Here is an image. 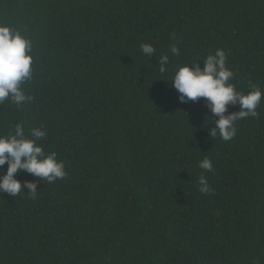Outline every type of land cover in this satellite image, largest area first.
<instances>
[{
  "label": "trees",
  "instance_id": "16d2710c",
  "mask_svg": "<svg viewBox=\"0 0 264 264\" xmlns=\"http://www.w3.org/2000/svg\"><path fill=\"white\" fill-rule=\"evenodd\" d=\"M0 23L33 43L32 100L0 104V134L43 127L67 173L0 193V264H264V98L225 142L171 84L222 49L236 90L264 91V0H0Z\"/></svg>",
  "mask_w": 264,
  "mask_h": 264
},
{
  "label": "clouds",
  "instance_id": "9594fccd",
  "mask_svg": "<svg viewBox=\"0 0 264 264\" xmlns=\"http://www.w3.org/2000/svg\"><path fill=\"white\" fill-rule=\"evenodd\" d=\"M33 43L21 34L19 30L12 29L0 23V104L6 100L17 108L32 97L26 95L22 85L32 78L33 74ZM142 53L151 58L155 48L150 44H141ZM173 55H179V48L173 44L170 48ZM226 53L217 49L203 60V68L196 62L191 65L179 67L172 77V87L178 93L181 103L206 100V106L211 113L215 127L209 131V136L217 135L227 142L236 135V122L249 116L259 115L257 108L264 98V91L253 85L251 90L244 94L237 91L235 85L229 81L234 77L233 71L226 66ZM159 71L166 72L169 63L168 55L159 58ZM230 105H238V111L228 112ZM227 113V114H226ZM218 117V119H216ZM31 138L26 137L23 122H17L13 132L7 135L0 134V193L16 197L24 193L22 183L16 176L23 171L41 181L54 183L66 176L65 165L57 159V153H45L37 141L43 139L47 133L43 127L31 129ZM7 164L6 171L4 165ZM198 166L206 172H211L213 164L210 159L204 158ZM199 191L209 194L211 188L207 178L201 174L198 180ZM23 188L29 190L26 196L35 199L37 182L24 181Z\"/></svg>",
  "mask_w": 264,
  "mask_h": 264
}]
</instances>
